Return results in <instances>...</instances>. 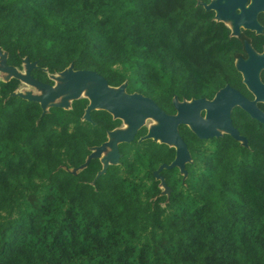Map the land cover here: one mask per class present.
I'll list each match as a JSON object with an SVG mask.
<instances>
[{
	"label": "trees",
	"instance_id": "trees-1",
	"mask_svg": "<svg viewBox=\"0 0 264 264\" xmlns=\"http://www.w3.org/2000/svg\"><path fill=\"white\" fill-rule=\"evenodd\" d=\"M210 0H0L6 64L30 75L90 69L110 86L154 100L211 99L241 87L234 60L242 38L214 20ZM262 33L245 31L253 47ZM0 79V264H264V123L236 107L233 126L202 139L178 132L190 160L141 126L118 143L117 163L89 155L119 127L105 109L84 118L86 97L68 108L14 92ZM165 188V189H163Z\"/></svg>",
	"mask_w": 264,
	"mask_h": 264
},
{
	"label": "water",
	"instance_id": "water-1",
	"mask_svg": "<svg viewBox=\"0 0 264 264\" xmlns=\"http://www.w3.org/2000/svg\"><path fill=\"white\" fill-rule=\"evenodd\" d=\"M243 3L244 0H224V2L217 0L215 3L205 5V7L207 9H216L218 16L231 17L236 29L243 17L245 26H254L259 29L260 25L255 21V14L259 9H264V0H252L248 8H245ZM237 5L241 8V13L239 14L235 13ZM0 50L3 51L1 48ZM3 52L5 55L3 64L0 65L1 72L44 91L43 94L37 96L23 95L16 91L14 93L24 98L38 101L44 111L51 105L68 108L73 99L86 97L89 103L85 109L84 118L89 119V112L93 109H105L113 117L124 119L128 123L125 129L117 127L109 131L107 135L109 139L100 146L95 147L89 155V158L95 155L99 157L102 169L110 163H117L119 157L118 143L130 142L146 117L156 118L158 125L148 129L147 133L141 138H151L158 142L167 143L176 150L173 161L170 164L163 163L158 170L165 167L178 166L182 171L185 162L190 160L186 143L178 132L180 124L187 125L197 137L202 139L218 137L223 133H228L234 139L245 144L246 139L239 134V131L232 124L230 108L234 105H239L250 117L264 123V112L256 107L255 101L248 100L228 85L220 89L212 99L193 98L178 101L174 98L173 103L176 111L174 114H168L151 98L139 93H127L125 91V83L119 86H110L102 75L90 69L74 70L71 66H68L58 72L63 75L60 85L55 86L54 84L39 82L30 75V70L36 67L35 63L29 62L24 58L23 63L32 64L33 67L23 73L20 69L6 64L7 55L5 51ZM261 64L264 65V54L261 56ZM237 68L243 72L244 79L253 93L264 100V84L258 80V67L254 56L251 55L246 63L237 65ZM10 77L3 80H7ZM89 82H94L95 87L93 86L92 91L88 92L87 95H82V90ZM58 98L63 100L62 103L54 102ZM201 109H206L204 115L201 114ZM106 147L111 150L105 158L100 157L101 152ZM110 158L112 160L108 161Z\"/></svg>",
	"mask_w": 264,
	"mask_h": 264
},
{
	"label": "flooded vegetation",
	"instance_id": "flooded-vegetation-1",
	"mask_svg": "<svg viewBox=\"0 0 264 264\" xmlns=\"http://www.w3.org/2000/svg\"><path fill=\"white\" fill-rule=\"evenodd\" d=\"M217 0H210L209 3L207 4H204V7L205 5H208L210 3H215ZM222 2H224V0H222ZM252 3V0H244V7L245 8H248L249 5ZM206 8V7H205ZM210 10L213 11L214 13V20L216 21H221L222 23H224L230 30V35L231 36H234V37H237V38H242V42H243V50H244V55H240L238 57L235 58L234 60V65H235V68L237 69V71L240 73L241 75V87H234V86H231V85H228L230 87H232L233 89L237 90L239 93H241L245 98H247L248 100L250 101H255V105L258 109H260L262 112H264V100L261 99V98H258L255 93H253V91L250 89L249 85L246 83L245 79H244V76H243V72L241 70H239L237 68V65L239 64H243V63H246L251 55L254 56V58L256 59V62H257V67H258V70H257V77H258V80H260V82L262 84H264V65L261 64V56L264 54V46L262 47L261 50H257L253 47L252 43L250 42V40L248 38H246L244 36V32L245 31H249V32H252L256 35H259L262 33V30H263V23L260 21V17L261 16H264V9H259L256 14H255V21L257 24L260 25V28H256V27H251V26H245L244 23H243V20H244V17L241 18L239 24H238V28L236 29L235 26H234V22H233V19L231 17H222V16H218L217 14V10L216 9H211V8H208ZM235 13L236 14H239L241 13V8L239 5L236 6V9H235ZM224 85V87L226 86ZM223 88V87H222ZM221 88V89H222ZM220 91V89L215 93V95L213 96V98L216 96V94ZM208 99V98H206ZM212 99V98H211ZM186 100V99H185ZM155 102V101H154ZM156 103V102H155ZM157 104V103H156ZM158 105V104H157ZM159 106V105H158ZM173 106H174V103H173ZM160 107V106H159ZM240 108L241 110L245 111L244 109H242L239 105H234L230 108V111H233L234 108ZM161 108V107H160ZM163 111H166L164 110L163 108H161ZM174 111H176L175 107H174ZM201 114L204 115L205 114V111L206 109H201ZM167 113V112H166ZM169 114V113H168ZM174 114V113H173ZM231 116V114H230ZM250 116V115H249ZM122 124V123H121ZM121 126V125H120ZM119 126V127H120Z\"/></svg>",
	"mask_w": 264,
	"mask_h": 264
},
{
	"label": "rangeland",
	"instance_id": "rangeland-1",
	"mask_svg": "<svg viewBox=\"0 0 264 264\" xmlns=\"http://www.w3.org/2000/svg\"><path fill=\"white\" fill-rule=\"evenodd\" d=\"M4 52L0 50V65L3 64V61H4ZM33 67L32 64H29V63H26L24 62L23 65H22V68L20 69L21 72L25 73L27 72V70L31 69ZM11 75L7 74V73H4V72H1L0 71V79H6L8 77H10ZM49 77H51L52 81H53V84L56 86V85H60L61 82H62V79H63V75L62 74H59V73H54V74H49ZM21 82V81H20ZM95 85L94 82H89L87 84V86L82 90V95H87L88 92L92 91V88L93 86ZM95 87V86H94ZM17 93H22L23 95H31V96H37V95H41L44 93L43 90L37 88V87H34L32 85H29L25 82H21L20 83V86L19 88L16 90ZM122 98H123V95H122ZM124 100V98H123ZM62 99L58 98L56 100H54V102H59V103H62ZM67 103V102H66ZM202 112V111H201ZM122 120V124L120 127L118 128H123L125 129L128 124L127 122L124 120V119H121ZM157 119L154 118V117H146L143 122H142V126H145L148 129H150L151 127L155 126V125H158V120L156 121ZM109 139V138H108ZM204 139H207V138H204ZM111 149L110 148H105L101 154H100V157H102V155H104L106 157V155L108 154V152L110 151ZM104 157V158H105ZM112 159L110 158L108 161H111ZM165 189V188H163Z\"/></svg>",
	"mask_w": 264,
	"mask_h": 264
},
{
	"label": "bare ground",
	"instance_id": "bare-ground-1",
	"mask_svg": "<svg viewBox=\"0 0 264 264\" xmlns=\"http://www.w3.org/2000/svg\"><path fill=\"white\" fill-rule=\"evenodd\" d=\"M149 118V117H148ZM157 121V120H156ZM158 122V121H157ZM128 124V123H127ZM123 129V128H122ZM102 157H105L104 155H102Z\"/></svg>",
	"mask_w": 264,
	"mask_h": 264
}]
</instances>
